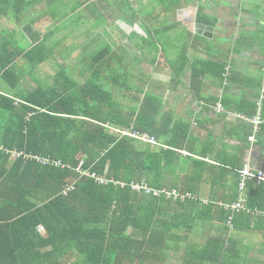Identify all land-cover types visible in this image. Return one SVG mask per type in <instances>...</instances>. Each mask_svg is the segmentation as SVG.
<instances>
[{
	"label": "trees",
	"instance_id": "trees-1",
	"mask_svg": "<svg viewBox=\"0 0 264 264\" xmlns=\"http://www.w3.org/2000/svg\"><path fill=\"white\" fill-rule=\"evenodd\" d=\"M61 33L56 25L51 33L35 34L29 50L0 52V80L8 90L18 91L0 87V264L256 262L235 235L241 224L264 233V218L254 214L264 211V183H248L242 195L239 176L238 198L230 203L206 201L188 186L200 183L201 175L166 183L179 159L175 149H187L188 125L175 135L172 120L159 124L158 98L132 92V87L134 95L119 96L109 87H121L122 81L107 75L88 73L79 83L64 64L53 82L42 81L37 69L64 45L60 41L49 49L44 40ZM112 128L151 135L160 145L117 136ZM163 137H171L170 149L157 152ZM36 157L61 161L68 168L44 165ZM81 161L85 172L128 186L99 185L79 175ZM132 183L166 193L152 196L133 190ZM70 186L75 189L64 195ZM175 191L179 197L169 198L167 192ZM243 196L251 213L226 209ZM193 234L202 239H193ZM63 244L68 250H55ZM50 245L51 251L46 249Z\"/></svg>",
	"mask_w": 264,
	"mask_h": 264
},
{
	"label": "crops",
	"instance_id": "crops-1",
	"mask_svg": "<svg viewBox=\"0 0 264 264\" xmlns=\"http://www.w3.org/2000/svg\"><path fill=\"white\" fill-rule=\"evenodd\" d=\"M162 1L0 0V52L31 49L35 34L61 26L54 10L67 18L68 3L75 2L87 22L79 23L85 28L78 41H89L78 48V82L84 83L88 73L107 75L122 81L121 87H109L119 96L134 95L132 87V92L139 89L158 98L159 124L172 120L175 135L188 125L187 149L173 148L179 159L165 182L201 175L200 183L188 186L206 201L230 203L238 198L240 169L248 164L264 171V123L255 142L249 141V119L260 103L264 119V0H167L169 7ZM53 40H44L46 47L51 49ZM48 62L37 69L38 76ZM4 86L0 80L1 90L9 91ZM170 139L163 137L157 152L170 149ZM241 226L235 236L250 249L248 256L263 255L258 252L264 251L263 231ZM63 249L68 250L67 244L55 248Z\"/></svg>",
	"mask_w": 264,
	"mask_h": 264
},
{
	"label": "built area",
	"instance_id": "built-area-1",
	"mask_svg": "<svg viewBox=\"0 0 264 264\" xmlns=\"http://www.w3.org/2000/svg\"><path fill=\"white\" fill-rule=\"evenodd\" d=\"M218 110H221V107H218ZM241 117V116H239ZM249 123L252 126V130H253V134L249 137V141L251 143H254L256 140V136L259 133V131L261 130V127L264 123V119H263V110H262V105L261 103L259 104L257 113L254 117H252L251 119H249ZM112 131L114 134H116L117 136L120 137H130V138H135L139 141L145 142V143H151L153 145H160L157 138L156 137H152L151 135H142V134H138V133H131L129 131H122L120 129H114L112 128ZM22 154H19V156H21ZM16 156H18L16 154ZM36 159L40 162H42L44 165H51L54 167H60L62 169H66L68 168V165L63 164L61 161H54L52 159H40L38 157H36ZM84 161H81L78 168H77V172L79 175L83 176V177H87L90 178L92 180H95L96 184L99 185H108L109 183H113L114 186H118L121 188H126L128 186V184L124 183V182H116V181H107L106 179L97 177L95 174H91L89 172H85L84 171ZM240 175H241V186H240V191L242 193V195H244V191L246 190L248 183L250 182H256L258 184L260 183H264V171H255V169H253L252 167H250L248 164L245 165V167L243 169H240L239 171ZM132 189L135 191H143L148 193L149 195L152 196H160L163 193H166V191H159L156 190L152 187H150L147 184H143V185H138L135 183H132ZM75 189V186H70L69 188H67L64 191V195H68L71 191H73ZM167 195L169 198H171L173 195L176 196V198L179 197V192L175 191L174 194H171L170 192H167ZM222 206H224L223 204H221ZM227 210H231L233 213H241V212H247V213H251V209L248 208L247 203H246V199L241 198L239 201L232 203V204H227L225 205ZM254 214L257 217H263L264 218V211H256L254 212Z\"/></svg>",
	"mask_w": 264,
	"mask_h": 264
},
{
	"label": "rangeland",
	"instance_id": "rangeland-1",
	"mask_svg": "<svg viewBox=\"0 0 264 264\" xmlns=\"http://www.w3.org/2000/svg\"><path fill=\"white\" fill-rule=\"evenodd\" d=\"M74 3H68L67 9L65 11L67 18L64 16L63 12L60 13L56 9L54 10V13L57 16H59L56 19V21H57V24L61 25L60 29L62 30V33L58 35L59 37L57 41L53 40L50 43V46H56L58 42L60 41L63 42L64 45L60 46V48L57 50L56 55H55L56 57L52 58L51 60H49L48 63L44 65L43 70L39 69V72H38L39 76L44 82H51V81L53 82L54 81L53 79L55 78L56 73L59 72V70L61 69V66H63L64 64L66 65L67 72L71 74L72 76H74V78L78 81V62L81 56L80 50L89 41L87 40L80 41L81 39L78 41V33L82 32V30L85 28L84 26L82 27L81 25H79V23L81 22L82 24H86L87 22L84 18L85 16L84 13L82 15H78V12H77V14L73 15L72 9L75 6ZM154 4L156 3L154 2ZM158 4H161V2H159ZM91 13H94V12H91ZM87 14H89V12ZM78 48L80 49L79 54H78ZM8 92L17 93L18 91L9 90ZM258 252H260V254L264 253L262 249L259 250ZM251 257L253 259L260 258L259 264L262 260H264V254L263 255L253 254ZM78 258L80 259V257ZM178 262L179 261H177V263ZM252 264H257V263L254 262Z\"/></svg>",
	"mask_w": 264,
	"mask_h": 264
}]
</instances>
